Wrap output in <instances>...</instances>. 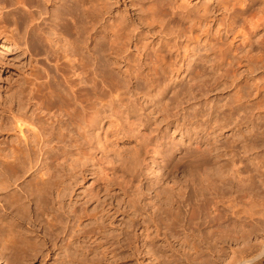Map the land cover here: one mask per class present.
I'll return each instance as SVG.
<instances>
[{"label":"bare ground","instance_id":"bare-ground-1","mask_svg":"<svg viewBox=\"0 0 264 264\" xmlns=\"http://www.w3.org/2000/svg\"><path fill=\"white\" fill-rule=\"evenodd\" d=\"M80 1L0 0V57L3 59L14 53L23 58L22 63L27 68L26 73H22L21 78L17 79L19 86L16 96L13 98L12 95V100L10 98V111L0 112V192L9 191L7 196L2 195L4 204L0 209L6 214L8 209L27 210L25 202L35 201L36 210L48 219V237L53 245L54 235L59 229L55 207L59 205L75 223L73 232L71 231L75 235L64 239L65 242L60 245L59 264H85V254L91 256L101 251L97 250L101 238H97L99 234L97 236L96 231L90 229L94 220L90 208L96 201L92 189L88 191V188H92L96 181H91L92 185L89 181H94L96 175L100 174L95 166V157L99 153L121 160L125 172L129 174V180H132L136 171L134 168L139 163L138 158L152 153L145 145L144 132L146 118L151 117L155 123H164L166 130L173 132L179 138L180 145L185 147L179 156L168 147L166 151L153 150L157 157L166 153L165 169L203 170V185L207 183V186L202 187L193 177L189 181L192 183L188 186L189 191L185 190L178 196L148 188L151 215L163 219L162 227L179 253L172 255L150 251L154 258L151 263L223 264L228 248L221 244L220 257L215 260L214 257L211 261L206 258L208 253L213 255L210 248H207L208 253L205 251L208 241L217 243L225 239L242 245L257 237L264 227V196L261 197L264 193L260 191L264 189V154L244 161L237 158L234 150L239 148L246 153L247 147L235 145L232 151L224 148L222 142L229 137H241L237 134L239 130H233L231 134L223 133L228 126L224 122L225 112H205L202 115L194 113L190 124H185L178 118L169 121V112H148L143 117L125 112L127 115L123 119L125 114L111 111L112 105L120 102L124 91L123 83L121 85L120 80L118 83L107 74L105 69L109 64L104 70L97 72V69H92L94 64L91 63V66L89 62L92 57L100 60L108 56L112 59V63H109L119 68V71L124 63L126 71L123 75L130 82L138 79L154 82L206 79L218 73L226 64L232 65L229 62L230 52L224 47V43L214 47L213 54L207 53V48L212 44L205 31L207 24L204 25L209 17V10L204 8L201 18L197 20L192 11L184 12V8L181 10L180 6L177 7L179 3L173 7L170 0L169 4H165L168 8H165L169 9L171 6L172 10H179V13L173 12L168 15L170 17L164 15V18H169L168 21L151 14L153 16L149 17V22H145L149 25L157 24L159 28L156 33H160L163 45L156 47L154 57L163 73L156 71L154 75L141 76L133 71L135 68L131 67L130 61L138 29L130 28L124 21H113L110 26L109 23L106 27L102 26L104 30L99 32V23L106 21L104 17L110 14L107 6L109 0L84 1L82 4L86 9L82 12L77 8ZM48 5L54 6L51 11ZM219 7L227 13L229 28L235 33L234 41L242 39L251 46L261 39L264 32V0H223ZM190 9L192 10L191 7ZM199 9L200 7L197 11ZM81 19L89 20L86 24L88 23L91 31L83 32L86 28L79 25ZM49 20L53 23L50 24ZM171 25L175 27L170 28ZM169 36L171 39H168ZM98 38L106 41V48L98 45ZM92 39L97 45L90 49ZM143 45L147 46L149 43ZM258 45L261 46V51L257 55H251L249 67L263 65L264 40H260ZM84 50L90 54V58L85 56ZM216 53L220 55L218 60L213 58ZM8 98L9 96L6 99ZM232 118L236 122L238 113ZM211 124L213 127L207 129ZM204 125L205 129L201 130ZM262 127L258 126V132L264 134ZM255 128V125L252 126L249 134L254 149L259 146ZM28 165L33 168L27 169ZM27 175L33 179L24 187ZM58 180L61 183L59 186L56 183ZM231 181L236 182L238 187L226 193L224 186ZM88 183L90 186L85 187ZM255 183L259 186L255 187ZM218 184L222 187L218 188ZM196 188L201 190L200 195ZM202 190L209 192L212 199L207 198ZM139 191L143 194L147 188L144 192L142 189ZM186 208L190 209L187 215L189 225L175 222L171 211L178 210L181 216ZM203 217V223H194ZM5 220L0 213V236L9 232L6 236L13 244V234L16 233H13L11 224ZM196 231L200 234L205 232L208 238H201L196 235ZM262 241L256 247L251 244L252 248L247 250L244 245L246 251L238 250V254L234 252L228 264H264ZM215 247L217 248L216 245L213 248ZM0 264L3 263L0 261Z\"/></svg>","mask_w":264,"mask_h":264},{"label":"rangeland","instance_id":"rangeland-1","mask_svg":"<svg viewBox=\"0 0 264 264\" xmlns=\"http://www.w3.org/2000/svg\"><path fill=\"white\" fill-rule=\"evenodd\" d=\"M84 1L87 2L89 0H81L77 3V8L81 12L86 9L83 5L85 3ZM158 1L159 6L157 5ZM222 1L223 0H172L173 7L177 6L176 4L179 3L177 7L180 6L181 10L184 8V12L192 11L197 20L198 18H201L200 16L202 12L208 9L209 17L205 20L204 25L207 24L205 31L208 32L209 39L212 41V44L209 48H207V53L213 54L214 47H218L221 43H224V47L227 48L228 52H230L229 62H232V65L226 64L225 67H221L219 69L220 71L218 73H213L214 75L206 79L191 81H181V79H177L174 82H154L152 80L138 79L130 82L127 81L123 75L126 71L124 63L120 66L121 71H119V68L110 64L112 63V59L108 56H106L105 59L103 58L100 60L92 57L89 62L90 64H94L92 69L94 71L97 69V72L102 69L104 70L105 66L109 64L105 69L107 74L117 82L120 80L119 82L121 85L123 83L122 86L124 87V91H122L123 94L119 99L120 102L114 103L111 107L112 112H117L120 115L125 114L122 117L123 119L127 115L125 112H133V116L135 117H143L144 114L147 115L148 112H169V121H171L172 118H178L183 123L190 124L189 122L192 118V114L194 113L202 115L205 112H225L226 117L224 122L225 124H228V126L223 133L231 134L233 130H239L237 131V134L241 135V137H229L226 141L222 142L223 146L229 151H232L233 146L235 145H239V147H247L248 152L246 153L244 150H239V148L234 150L237 158L246 161L247 158H256L257 156L264 154V134L258 132V126L264 127V61L263 65L248 66V61L251 55H257L261 51V46L258 45V42H260V40H264V32L262 33L261 39L256 40L251 46H249L242 39L234 41L235 33L229 28L227 13L219 7V4ZM82 2L84 3L82 4ZM169 2L171 1L109 0V2H107V6L110 16L108 15L104 17L106 21L104 20L99 23V26L97 25L99 28H97V30L99 32L104 30L102 26H107V23H109L108 25L110 26L114 23L113 21H124L125 25H128L130 28L134 27L132 29H138L136 32L138 34H136L138 39L136 37L134 39L135 44L133 43L132 46L130 61L132 64L131 67L135 68L133 71H136L141 76L154 75L156 71H159L160 74L163 73L162 70L158 68V64L154 57L156 47H162L163 40L160 38V33H156L157 31L159 32L157 24L149 25L147 23L149 22V17L153 16L151 14L157 15L159 18L163 17L162 19L166 20L167 17H170L168 15H171V13H179V10L173 9V11L171 6L167 9L168 6L165 4H169ZM151 4L152 6H157L158 9H156L157 7L153 8ZM53 5H48L50 11L52 10V7H54ZM165 6L167 8H165ZM199 7L200 9L197 11ZM187 8L188 11L186 10ZM164 15L167 16L165 17L166 19L164 18ZM168 19L166 21H168ZM50 20L49 23L52 24L53 21L50 22ZM81 20L79 25L86 28L85 30L83 29V32H87L88 30L91 31L88 23L86 24L89 20ZM145 21H147V23ZM171 26L170 28H173L174 25ZM148 27H150V29ZM130 28L129 30H132ZM93 38L95 40L94 36ZM99 38L97 39L99 41H97V43H100L98 45L106 48V45H108L106 41ZM168 39H171V37L169 36ZM94 40L92 39V43H89L92 45L90 49L97 45L95 42L96 40ZM89 42H91V40ZM142 43L146 45L149 43V45H147V47ZM250 51L253 52L251 53ZM83 52H85V56H90V54H87L85 50ZM213 58L218 60L220 55L216 53L213 55ZM22 59V57L17 56L14 53L3 57V59L0 57V99H4L3 101H5V103L0 101V112L10 111V98L12 95L13 98L16 96V89L19 86L18 80L21 78L22 73H26L27 68H25L26 65L22 63ZM124 78L126 80H124ZM8 96L9 98L6 99ZM7 100L8 102L6 103ZM236 113H238V119L235 122L233 121L232 116ZM254 125L256 126L255 134H257L259 145L255 149L253 148L249 138L250 130ZM205 127L206 125H204L201 130H204ZM211 127H213L212 124L207 129ZM144 132L146 135L145 145L147 150L152 153L148 156L145 155V157L143 154L141 158H138L139 163L136 165L137 168H134L136 171L133 169L135 171V175L133 174L134 178H132V180H129V174L127 175V172H125L126 170L123 168L121 160L116 159L112 155L106 157L99 153H97L95 157V166H97V171H100V174H95L97 178H95L94 181H89L90 184L91 181H96L94 184L92 183L93 185L91 184L93 186L92 188L89 183L85 187L90 186L88 191L89 189H92V195L95 194L94 201L96 202H94L90 208L91 217L94 219L90 229L95 230L97 236L99 234L97 238L100 237L101 239L99 240V247L97 248V243L96 248L101 251H97V254L94 253L91 256H86L85 254L83 256L85 258V264H153L151 263L154 259L151 257L152 251L160 253L167 252L172 255L174 253V255H179L173 241L169 239V236L162 227V224L164 223L163 219L152 217L151 209L148 206L150 196L147 192L149 189H154L153 191L158 190V192L178 196L185 190L186 192L189 191L188 186H191L192 184L189 181H191L193 177H195L200 186H207V183L203 185L204 172L203 170L191 171L184 169L182 171H172L165 169L166 165L164 166V163L166 162V153H162L159 157H157V154H154L153 150L159 151L160 149L166 151L168 147L175 152L177 156H179L185 147L180 145L179 138H177L173 132L166 130L164 123H155L151 117L146 118V130H144ZM205 145H203V149L205 148ZM252 149L254 150L252 151ZM256 153H259V155ZM30 168L33 167L28 165L27 169ZM32 179L33 178L27 175L23 186L26 187L28 185L27 182ZM56 183L58 186L61 184L59 180ZM141 186L145 188H142ZM257 186H259V184L255 183V187ZM221 187L222 185L218 184V188ZM237 187L238 184L231 181L224 186V190L226 189L225 192L228 193L229 191L236 190ZM146 188L147 191L143 194L139 191V189H142L144 192ZM11 189L14 190L13 188ZM196 190L199 191L197 193L200 195L201 190H199V188H196ZM138 191L140 194H138ZM260 191L264 193V189ZM8 193L9 191L3 193L0 192V206L4 204V202H2V195L7 196ZM202 193H204L207 198L212 199L209 192H203L202 190ZM113 194L114 196H112ZM261 195V197L264 196V194ZM7 198L8 197H6V199ZM98 200L102 202H98ZM25 207L27 210L8 209V214L0 209V213L3 215L4 219H6L5 222L11 224L13 233H16L13 234L15 239L13 243L14 245L9 242V237L6 236L9 232H6L5 234L3 233V236L1 235L3 238L0 236L1 263L59 264L60 245L65 242L64 239H69V236L72 237L75 235V233L72 234V227L75 225L74 219L69 218L59 205L55 207V215L57 216L59 229L54 235L55 240L52 245L50 243V238L48 237L47 217L43 216L36 210L37 206L35 201L29 203L25 202ZM189 210L190 209L186 208L183 211L184 214L182 215L183 212L181 213V216L178 210H174L171 211V213L173 212V216L172 214L171 216L175 222L189 225L190 221L187 216L189 215ZM204 220L205 218L203 217L194 223L201 224ZM201 229H203V227H201ZM196 235H199L205 240L208 238L205 232H201V234L197 232ZM1 239H4V241L2 242ZM262 240L264 241V227L261 231H259L257 237L252 238L251 241L247 240L242 243V245H238L234 242L230 243L225 239L222 240L223 242L221 241L217 243L208 241L209 245L205 246V251L208 253L211 249L213 255L211 256V254L208 253V257L206 256V258L212 261L214 257V260L217 257H220L221 244H224L222 246L228 248V258L223 257V260L225 261L223 264H228V262L232 260L234 252L237 253L238 250V252H242L243 249L246 251L248 248H252L251 244L256 247ZM11 244L14 247H12ZM213 245H216L217 248H213ZM244 245L247 246L246 250ZM104 246L105 248H103ZM207 248L210 249L208 250ZM229 258L231 259L229 260ZM80 264H83V262ZM196 264H198V262Z\"/></svg>","mask_w":264,"mask_h":264}]
</instances>
